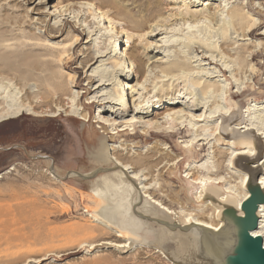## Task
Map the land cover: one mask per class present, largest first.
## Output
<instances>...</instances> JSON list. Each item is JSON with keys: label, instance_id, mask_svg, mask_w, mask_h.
I'll return each instance as SVG.
<instances>
[{"label": "rangeland", "instance_id": "rangeland-1", "mask_svg": "<svg viewBox=\"0 0 264 264\" xmlns=\"http://www.w3.org/2000/svg\"><path fill=\"white\" fill-rule=\"evenodd\" d=\"M85 3H92L101 11L107 12L108 16L117 21V31L127 30L130 38L123 44V48L126 47L130 55H135L136 61H142L141 65L143 66L137 69V75L133 76L130 85L134 86L135 81L143 82L145 73H148L149 76L144 84L151 85L154 77L161 73L159 72L160 67H156L155 64L146 66L147 57L162 58L167 53L168 60L179 59L187 64L185 73L187 72L186 75L189 77L181 79H184L181 87L182 84L185 86L180 94L187 90V93H193H191L193 99L197 97L202 102L209 101L207 105L212 103L213 97H216L223 107L231 105L229 107L230 114L226 113L228 128H236L244 122L248 123L249 120H251L249 124L253 122V126L258 128L264 124V55L259 57L254 55L261 54L260 52L264 48V0H0V28L8 29L19 37L23 35L18 40H9L8 43L12 49L26 45L31 58H33L32 62L35 61L34 59L45 58L46 56L43 55L50 51V45H56L62 41H72L75 35L81 40V43L73 50V55H70L72 58L75 57L73 61H70L69 58L54 62L52 63L55 65L53 68L49 67L43 73L37 71L36 77L32 70H29L30 66L25 68L27 71L24 73L23 79L17 77L11 69L6 72L0 71V90L6 89V92L17 94V99L31 100L35 94L40 93L52 111L57 106L63 104L66 106L70 96H72L70 99H74L73 104H77L78 100V104L74 107L76 114L73 116L66 115L64 111L54 117L33 116L24 113L21 117L0 122V260L8 264H173L159 250L163 247L165 251L171 252L174 257L179 258H175L174 262L176 260L181 262L180 259H182L187 264H205L201 253L196 252L195 248H188L173 240L168 241L158 226L149 219L150 229L146 230V225H141L132 230L134 234L130 237L131 239H127L128 243L124 248L103 241H111L113 239L111 231H116L117 226H122L131 200L133 201L132 206L135 204V208L142 204V200L140 202L139 198L135 199V194L132 191L126 193L127 199L124 196L109 198L114 207L111 208L113 209L111 211L101 213L100 222L104 221L103 224L90 216L95 214L92 212L94 200L92 201L88 193L102 183L103 177H107L114 183L119 181L118 176L114 175V172L120 170L115 160L117 155L129 158H148L151 151L153 158L151 156L152 159H148H154V161L159 155L161 158L165 156L160 162V165L164 166L160 177L158 172L161 166L159 165L160 167H154L151 181L157 183V186L158 184L164 185L163 188L166 190H163L170 196L172 195L170 191L176 193L179 203L176 201L169 203L166 198H162L164 204L171 209H177L181 205L183 207L185 205L183 209L188 208V204L183 202V199H186L183 186L186 187L187 182L190 181L188 176L186 177V173L191 169L194 170V165L196 167H200V164L207 165L214 170L218 168L216 159L221 157L219 160H222L223 166L229 168L222 176L228 181L230 179L233 183L235 181L234 184L231 183L237 186L234 189L238 190L241 178L234 168L227 165L235 155V152L232 153L235 146L218 144L212 139L202 153H206L205 158L198 161L193 160L192 153L198 156L200 142V146H197L195 152L191 150V153L182 152L180 148L182 142L179 141H183L185 138L173 137L164 140L162 137H157L147 141L140 136L133 138L136 134L148 129L140 123L134 124L135 127H127L128 129L125 131H119L117 136L112 137L113 140H110V134L102 133L99 128L101 123L96 122L98 105L95 102L87 103L95 95L90 91L93 82L87 85L89 81L87 75L91 73L92 68L86 72L83 68V61L86 60L87 51L85 48L103 47L104 36L103 39L99 38L103 34V29L91 19L92 15L85 8L87 6ZM216 5L220 10L213 9ZM233 7L241 9L245 15L244 23L251 24L260 21L261 26L255 28L253 34L246 32L247 26L244 28L245 31L241 30L239 25L233 21L230 11ZM150 15L153 16L151 19H144ZM7 18H11L12 21ZM131 19L138 23V28H135L133 22H129ZM52 24L62 28V36L52 37L54 32L50 33L48 29V26ZM71 27H76L77 31L72 30ZM82 29L94 34L91 35L90 42H85L88 34H82ZM259 32L263 34L257 35ZM25 36L34 37L31 42H39V44L29 45L25 42L27 40L24 41ZM164 37L165 40H169L165 46L163 45L165 40H160ZM224 39L227 40L226 44H224ZM22 41L24 43L20 44L19 42ZM117 43L120 44V42ZM144 46L148 50H145ZM242 46H244L243 50H241ZM78 53L84 54L78 56ZM239 57L242 59L241 62H239ZM225 68L227 70H224ZM99 69H102L99 71H102L106 78L115 75L112 64H104ZM41 74H43L42 81H37L38 75ZM68 75L74 79L75 84L72 86L71 78ZM190 79L191 81H189ZM196 80H201L202 85L205 84L200 86L201 83L198 85ZM163 83L166 82L157 83L158 94L165 92V89L160 90ZM206 85H218V91L214 86L212 88L210 86L208 88L213 90L211 92L210 89L205 88ZM137 87L135 86V88ZM170 87L172 88V86ZM101 93H106L111 98L115 97L111 86H107ZM203 95L206 99H203ZM57 96H59L58 99ZM173 96H177V92L175 94L170 92L161 98L169 99ZM187 97L188 95H184L183 98H180L182 104L179 107H183V102H187ZM225 97L227 103L223 99ZM152 101L159 105L157 98L152 97ZM44 107L38 110H46ZM81 109L87 112L89 120L79 119L78 113ZM66 110L69 111L70 108H66ZM249 111H252L251 114L248 113ZM192 112L196 113L198 110L193 109ZM252 116L254 117L252 118ZM148 119L150 117L144 118V120ZM185 119V123H187L189 116ZM254 120L259 124H255ZM131 128L134 129L130 130ZM240 133H243V129ZM100 135L105 136V146L107 147L105 155L108 162L102 160L104 156L98 160L97 157L94 159L88 155V147L90 148L93 144L97 146ZM222 136L226 138L224 135ZM263 136L264 134L261 135L262 139H264ZM156 144L164 149L162 147L159 149L160 147ZM110 145L113 150L110 149ZM213 145H215L214 149L220 147V150L227 153L225 157L222 156L223 154L215 156L212 152L214 151ZM230 146L233 148L232 151ZM153 149L159 155L154 154ZM186 152L188 153L186 154ZM228 153L229 155L232 153V156H229ZM263 154L264 144L258 158H262ZM40 156H46L48 159ZM251 156L253 155L251 154ZM174 157H178L179 160ZM175 159L177 161L174 162ZM248 161L252 162L255 159ZM261 161H264V157ZM177 162L178 164H176ZM249 165L257 167L256 162L249 163ZM230 169L237 173L234 171L232 173ZM51 170L57 172L61 177L55 175V178ZM70 171L93 174L88 179H80L67 176V172ZM256 171L258 179V176L264 172V162ZM136 183L139 186V181ZM196 191L197 188L193 187L191 194L188 195L194 202ZM254 195H258V190L255 189ZM180 201H182L181 204ZM117 206L120 210L115 208ZM188 209H192V207ZM216 211L213 216L211 211L206 212L211 214L209 215L211 221L215 222L218 219ZM156 213L159 214L158 211ZM171 215L177 222L180 221L176 215ZM141 229L143 230L140 237L136 239V234ZM25 236H28L27 239L30 241L28 242L29 247H23L20 249L21 251L17 252L20 244L25 246L26 242L22 239V237L26 238ZM82 241H87V243L81 246ZM16 246H18L17 249ZM26 254L29 256L27 257ZM190 255L194 256V259L188 260ZM41 257H45V259L39 263L34 262L36 258ZM29 260L34 261L30 262Z\"/></svg>", "mask_w": 264, "mask_h": 264}, {"label": "bare ground", "instance_id": "bare-ground-1", "mask_svg": "<svg viewBox=\"0 0 264 264\" xmlns=\"http://www.w3.org/2000/svg\"><path fill=\"white\" fill-rule=\"evenodd\" d=\"M85 4H87L88 6V7L86 6L85 8L88 9L90 11L89 13L92 15L91 19L95 23L99 24V26H101V29H103V34L100 35L99 38L103 39L104 36L103 47L100 46L101 48L98 47L85 48V51H87L85 55L86 60L83 61L84 62L83 68L85 69L86 72L92 68L91 73L87 75V79L89 80L87 85L93 82L90 91L94 92L95 95H93L90 101H88L87 103L95 102L98 105L97 107L99 111L96 116V122L101 123L99 128L102 130V133L105 132L110 134V138H111L110 140H113L112 137L117 136L119 131H125L128 128L134 126V124L140 123L144 126V128L146 126L148 129L144 132L141 131L140 134H136L135 136H133V138L140 136L141 138L144 137L145 141L157 137H162L164 138V140L170 138L172 139L173 137H178L179 139L185 138L183 141L182 140L179 141L180 143L182 142V145H180L182 152L183 151L191 152V150H194L195 152L200 142L201 146L199 145L200 153L198 154V156L191 152L193 160L196 159L198 161L205 158L206 153L205 154L202 153L205 150V146L208 143H211L210 141L212 139L216 141L218 144H228V146L229 145L235 146L234 150L230 146L232 148L231 151L233 150L232 153L234 154L235 152V155L232 157L230 164L228 162L227 165L230 166L231 168H234L239 173L238 175L241 178L237 190L236 189L237 186L231 184L233 183V181H230V179L228 181L224 176H222L225 170L229 168H225L223 166L222 160H219L221 157L216 159L218 168L214 170L209 168L207 165L202 166L201 164L200 165L198 164L200 167H196L194 165L195 167L194 170L188 169L189 171H187L186 173V177L188 176L190 181L187 182L186 187L183 186L184 195L186 197V199H183L184 200L183 202H186L184 204H188V208L192 207V209H188V208L183 209L185 205L184 207L181 205L177 209H171L170 207L164 204L162 198H166L169 203H173L174 201H176V203H179L177 196L175 195L176 193L174 194L173 193L174 191L173 192L170 191V193H172V195L170 196L169 193H166L164 191L166 190L163 188L165 187L164 185L158 184L157 186V183H153L151 181L154 167L159 166L160 162L163 160L162 158H164L165 156L164 157L162 156L161 158V155L157 154L154 151V149L153 151L155 153L154 152L153 153L159 155L161 159L159 158V156L157 157L156 155L157 158L155 159V161L154 159L149 160L148 158L152 156L151 151H150V156L148 158L147 157L129 158V157H123L117 155L115 160L117 163V167L120 170L114 172V175L118 176L119 181L117 183H114L111 182V180L108 179L107 177H103L102 183L97 185L94 189H92V191L88 193L89 197L92 198V201L94 200V206H93L94 210L92 212H95V214L93 213L90 216L94 220L103 224L104 223L103 220H102L103 223L100 222V219L102 218L101 213L105 211H111L113 210L111 208L114 207L113 203L109 201V198L111 197L121 198L123 196L126 197V193H130L131 191L134 192L135 199L139 198L140 202L142 200V204L138 205L135 208L134 207L135 204L134 206H132L133 201L131 200V203L127 207L128 210L127 215L123 220L122 226H117L118 229L116 231H111L113 232L112 233L113 239L111 241L108 240H103V241L107 243H113L120 248L121 247L124 248L125 246H127L128 243L127 239L128 238L131 239L130 237H132L134 234L132 230H134L135 228H139L141 225H146L145 226L146 230H149L150 229L149 220H152L153 221L152 223L158 226V228L162 232V235H164V237L168 241L173 240L180 245L181 244L185 245L188 248H192V249L195 248L196 252L201 253V257L202 259H204L205 264H264V172L262 171L263 173H261L257 179L258 172L256 171L258 168L261 167L262 163L264 162L261 161L262 158L264 157V154L262 158H258L261 152V148H263V144H264V139L261 138V135L264 134V124H262L263 128L262 127L258 128L256 126H253V122L249 124V122H251V120H249L248 123L244 122L243 124H240L236 128H228L229 123L226 122V113L229 112L230 110L229 107H231V105L229 106L227 105L223 107L220 104V101L217 100L216 97H213V94H212L213 100L210 105H207L209 101L202 102V100L198 99L196 96H195L196 99H193V96H191L192 92L187 93L186 92L187 90L185 91V93L183 92L182 94H180L181 90L185 86V84H182L181 87V83H183L182 81L184 80L181 79L187 76L186 75L187 72L185 73V70L187 69V64L185 61L179 59L168 60L169 57L166 58L168 56L167 53L164 54L162 58H158V57L156 58L155 56L147 57L148 63L146 66L155 64L156 67L157 66L160 67L159 72L161 73V75H157L156 77H154V81L151 85L147 86L144 84L147 77L149 76L148 73H145V79L143 82L139 83L135 81L134 86L133 84L130 85V83L133 81V76L137 75V69L142 66L141 65L142 61L141 62L136 61L134 59L135 55H130L127 52L128 49L126 47L123 48V44L127 42L128 39L130 38L129 34L127 33V30L121 29L120 32L117 31L116 29L117 21L112 19V17L108 16L107 12L101 11L97 6L93 5L92 3L91 4L85 3ZM213 9L220 10L219 6L217 5L213 7ZM230 11L233 17V21L236 22L241 28V30L243 29V31H245L244 28L245 26H247L248 28L246 32L249 34H253L254 29L260 27L262 24L260 21L257 23L253 22L251 24H249V22L244 23L245 15L243 14V12H241V9L233 7V9H230ZM151 15L146 16L144 19L147 20L151 19L153 17ZM7 19L8 20L10 19L12 21L11 18H7ZM129 22H133L135 28L139 27L138 23L134 22L132 19ZM156 26H163V25H156ZM71 28L72 30L77 31L76 27H71ZM2 29L0 28V71L6 72L9 69H11L16 73L17 77H19L20 79L24 78V73L27 71L25 69L26 67L30 66L31 68H29V70L31 69L33 75L36 77L37 71L43 73L45 69H49V67L53 68L55 65H53L52 63L54 62H60L69 58L70 61H73L75 57L72 58V56L70 55H73V50L77 47V45L81 43V40L78 38V36L75 35L72 41L69 42L62 41L61 43H56V45H50V51L47 52L45 55H43L44 57L46 56L45 58L34 59L35 61L33 60L34 62H32L33 58H31V55L29 54V50L26 45L25 46L21 45L15 49H12L11 45L8 43L9 40L12 39L18 40L20 37H23V35H20L19 37V35L13 34L8 29H4V30ZM48 29L50 33L54 32V34H52V37L62 36V28L60 29L59 25L57 26L55 24L49 25ZM59 31L61 32L60 34L58 33ZM81 32L82 34L85 33L88 34V38L86 39L85 42L88 43L92 40L91 35L94 34L89 33V31H85L84 29H82ZM262 34H263L262 32L257 33V35H262ZM242 35L244 34L242 33ZM24 38H25L24 41L27 40L25 42H27L29 45L39 44V42H31V40L34 37L32 38L31 36H25ZM160 40H165V37L160 38ZM117 42H120V44H118ZM168 42L169 40H165L163 45L165 46ZM226 42L227 40L224 39V44H226ZM19 43L21 44L24 42L22 41ZM207 46L209 47V45ZM144 49L148 50L147 47H145ZM243 49L244 46L241 47V50ZM260 53L261 54H254V55H256V57H259L260 55H264V48L263 51H261ZM83 54L84 53H78V56ZM238 59L239 62L242 61L241 57H239ZM104 64L105 65L112 64L113 68L115 69V75H113L110 78L109 77L106 78L103 75L102 71H99L102 70L99 68H102ZM95 65L96 67H93ZM224 70L227 69L225 68ZM68 77L71 78L70 79L71 86L74 85L75 82L73 77H71L70 75H68ZM188 77L189 76H187L186 79H188ZM42 79H43V74L38 75L37 81H42ZM189 81H191V79ZM158 82L159 83L166 82L163 83L160 88V90L165 89L164 93L160 92L158 94V90H159V86L157 87ZM195 82L194 84L198 83L199 85V83H201V80L197 81L196 83ZM201 85L202 83L200 84V86ZM107 86L112 87L115 97L111 98L108 97L106 93H101L102 91L105 90ZM135 86L138 87L135 88ZM170 86H172V88ZM210 86L211 88L212 86H214L216 91H218L219 88L218 85L217 86L206 85L205 88H208ZM211 88L208 89L211 90ZM5 90H0V122L21 117L24 115V113L33 116H51V117L59 116L61 114L60 112L63 111L65 112L66 115H70V116L76 114V110L74 109V107L75 105L78 104V100H77V104H73L74 99L73 98L70 99V97L72 96L68 97L69 99L67 100L69 101L66 103V106L64 104L62 106H57L56 109L52 111L48 108L49 107L47 105L48 102H46V99H44L40 93L35 94L31 100H24V99L20 100L19 98L17 99L18 97L16 96L17 94L15 95V93L12 94L9 93L8 91L6 92ZM212 91L213 90H211V92ZM170 92L172 94H175V92H177V96H173L169 99L161 98L162 96L167 95ZM184 95H188V97L186 98L187 102H183L184 104L183 107H179L182 104L180 98H183ZM203 96H204L203 99H206L205 95ZM152 97L157 98V100L159 101V105L153 103ZM58 98L59 96H57V99ZM223 99L227 103V98L225 97ZM43 106L46 107V110L45 109H43L44 111L38 110ZM207 106H209V108H206ZM66 108H70V110L67 111ZM193 109L198 110V112L196 113L192 112ZM248 110H251V108H248ZM250 112L252 111H249L248 113ZM113 115L116 116L113 117ZM187 116H189V120L187 121V123H185L186 122L185 118H187ZM78 117L82 121L89 120L88 118L89 116L87 115V112L84 109H81V111L78 113ZM145 117H150V119L144 120ZM249 117L251 118V116ZM253 117L254 116H252V118ZM159 119L162 121L159 122L158 121ZM223 124L226 126H224ZM255 124H259V123H255ZM133 129L134 128H131L130 130ZM241 129H243V133H240ZM222 135H224L226 138H224ZM98 140L99 141L97 146L93 144L91 145L90 148L88 147V155L90 158H94V159L97 157L98 160L102 159L101 156H104L102 160L108 162L107 157L105 155V150H107V147L105 146V142H106L105 136L100 135ZM161 147L159 149L163 148ZM212 147L214 149L215 145H213ZM216 148L214 149V151H212L214 152L215 156L216 154L218 155L223 154L222 156L225 157V154L227 153L220 150L219 149L220 147L217 149ZM110 149L113 150L112 147ZM188 152H186V154ZM232 153H230V155L228 153V155L232 156ZM251 154L253 156H251ZM40 157L46 160L48 159L46 156H40ZM174 158H177L179 160L178 157H174ZM177 159H175L174 162L177 161ZM254 159L255 161L252 162H256L257 167H253L249 165V163L251 164L252 162L251 161L249 162L248 160H254ZM178 162L176 164H178ZM173 163L171 164L172 166ZM52 167L54 166L52 165ZM162 168H164V166H161L159 168L160 170L158 172L159 177L161 175ZM236 168H239L240 170ZM51 171L54 177L55 175L61 177L54 170ZM232 171L234 170H231V172ZM92 174L93 173L80 174L74 171L67 172V176L78 177L80 179L81 178L88 179L91 177ZM148 175H150V177H148ZM222 177H224L225 179L224 178L222 179ZM223 180L228 181L226 182L227 185ZM136 181H139L138 183L139 186L136 185L137 184ZM193 187L197 188V191L195 193V202L191 200V198L188 196L191 194V190ZM234 187H236L235 188L236 190L234 189ZM255 189L258 190V195H254ZM223 195L227 197L225 198ZM169 197H171V199H168ZM250 198H252V200H249ZM181 202L182 201H180V204ZM214 204H216L217 206L215 207ZM115 208L120 210L118 206ZM252 208H254L255 211L254 214L250 213ZM246 210H248L249 212H247ZM157 211L159 212V214L156 213ZM207 211H211L212 216L216 211L218 219H216L215 222L213 220L211 221L209 217V215L211 214L210 213L207 214L208 213ZM171 214L176 215L180 221L177 222ZM142 230L143 229H141L136 234V239L140 237V233ZM33 236L32 239H34ZM25 237L26 238L22 237V239H24V241L26 242V244L24 243L25 246L23 244H20L21 246H19V248L18 246H16V249L18 248L17 252L23 247L25 248L29 247L28 242L30 241H28L27 239L28 236ZM259 242H260V246H259ZM85 243H87V241H82L81 246ZM159 250L171 263L187 264V262H185V260L182 259H180L181 262L178 260L174 262L173 260H175V258L176 259L179 258L176 256L174 257L171 252L169 253L165 251L163 247L160 248ZM26 252L29 254L28 251ZM9 254H11V252H9ZM29 255H27V257ZM243 255L244 257H242ZM190 256L191 257L188 260L194 259V256L192 255ZM10 257H12V254L10 255ZM44 259L45 257H41V258H36L35 261L34 260H29V261L30 262L34 261L39 263ZM0 264H8V263H5V261L2 262L0 260Z\"/></svg>", "mask_w": 264, "mask_h": 264}, {"label": "water", "instance_id": "water-1", "mask_svg": "<svg viewBox=\"0 0 264 264\" xmlns=\"http://www.w3.org/2000/svg\"><path fill=\"white\" fill-rule=\"evenodd\" d=\"M248 201H249V200H248ZM250 213H252V214L255 213L254 208H252V210L250 211ZM259 241H260V240H259ZM259 246H260V242H259ZM242 257H244V255H243Z\"/></svg>", "mask_w": 264, "mask_h": 264}]
</instances>
